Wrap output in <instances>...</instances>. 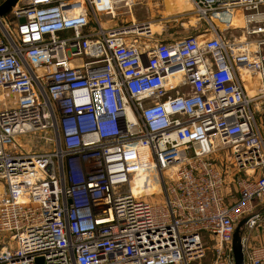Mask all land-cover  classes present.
Masks as SVG:
<instances>
[{
    "label": "built area",
    "instance_id": "1",
    "mask_svg": "<svg viewBox=\"0 0 264 264\" xmlns=\"http://www.w3.org/2000/svg\"><path fill=\"white\" fill-rule=\"evenodd\" d=\"M139 1L0 19V264H236L244 219V264H264V0H188L196 33L169 41L128 22Z\"/></svg>",
    "mask_w": 264,
    "mask_h": 264
},
{
    "label": "rangeland",
    "instance_id": "2",
    "mask_svg": "<svg viewBox=\"0 0 264 264\" xmlns=\"http://www.w3.org/2000/svg\"><path fill=\"white\" fill-rule=\"evenodd\" d=\"M5 2V0H0V4ZM25 2V0H19L17 5L11 10L9 14L6 16L8 17V20L11 19L12 11L18 6L22 5ZM169 4V6H168ZM170 7V8H169ZM187 6L183 7L182 5L179 6V0H140L135 9H133V13L128 15V22H132L131 20H135L136 22H142L147 25H153V32L155 33V40L161 39L165 37H181L186 36L188 34H191L192 29L183 27L181 24L188 22L189 20L193 19V14L191 12H188V18L185 19L184 15L187 14L188 10ZM193 15V16H192ZM100 18L102 21H106L107 18L105 16L100 15ZM197 23V22H196ZM195 23V24H196ZM114 24V23H113ZM191 24V25H195ZM236 24H238L236 22ZM219 27V26H218ZM250 93H252L253 96L257 93V88H250ZM2 91L0 92V94ZM6 94V93H5ZM258 98L254 102V109L256 110L257 119L262 125L264 129V92L260 93ZM16 97L7 94L6 95V103L2 104V106H11L16 102ZM29 140L33 141V148L37 151H44L49 148L48 145L45 144L44 141L41 140L40 136H33L28 138ZM231 156L232 152L231 150L225 151L221 153L218 157L223 158V161L227 163L229 167H231ZM232 176L228 177V182H231ZM144 175L140 178L139 181H137L138 186L143 185ZM1 185L4 186L6 189V183L4 181L0 182ZM157 184H151V186L148 188V190L156 189ZM0 190H3L2 187ZM137 191V190H135ZM145 201H152V203H164L165 196L163 194H158L154 196L153 198H145ZM9 237L0 236V252L3 248V245L9 244ZM10 245H12L10 243ZM13 246V245H12ZM213 260V256L208 253L206 258L200 262L199 264H210V262Z\"/></svg>",
    "mask_w": 264,
    "mask_h": 264
},
{
    "label": "water",
    "instance_id": "3",
    "mask_svg": "<svg viewBox=\"0 0 264 264\" xmlns=\"http://www.w3.org/2000/svg\"><path fill=\"white\" fill-rule=\"evenodd\" d=\"M18 2L19 0H6L0 6V19L6 17V15L11 12V10L17 5ZM246 221L247 220L244 219L238 224L234 234L233 250H234V257L236 264H244V253L242 246V228L246 223ZM38 264H43V259H39Z\"/></svg>",
    "mask_w": 264,
    "mask_h": 264
},
{
    "label": "crops",
    "instance_id": "4",
    "mask_svg": "<svg viewBox=\"0 0 264 264\" xmlns=\"http://www.w3.org/2000/svg\"><path fill=\"white\" fill-rule=\"evenodd\" d=\"M182 4L183 3L181 2V0H179V6L182 5ZM168 6H169V4H168ZM188 12H191V11H187L185 13L188 14ZM132 13H133V11H132ZM185 19H187V18H185ZM194 21L195 22H193V19H191V22H185V27L189 28L191 24H195L197 22V20L195 18H194ZM115 24H117V21H114V24L113 25H115ZM182 24H184V23H182ZM192 33H196V32L195 31H192L191 34ZM188 35H190V34H188ZM188 35H186V36H188ZM186 36H181V37L179 36V37H175V38L171 36V37H165V38L156 39V40H166V41H169V40H177V39H181V38L186 37ZM263 132H264V129H263ZM249 240H250V243H251L252 246L264 245V232L261 231V230L254 232L250 236V239Z\"/></svg>",
    "mask_w": 264,
    "mask_h": 264
},
{
    "label": "bare ground",
    "instance_id": "5",
    "mask_svg": "<svg viewBox=\"0 0 264 264\" xmlns=\"http://www.w3.org/2000/svg\"><path fill=\"white\" fill-rule=\"evenodd\" d=\"M181 2L183 3L182 4V6L183 7H186L187 6V9L186 10H188V11H191L192 10V5H191V3L188 1V0H181ZM195 18V17H194ZM236 22H237V20H234V24H236ZM150 30H151V33H154L153 32V25H150V28H149ZM147 32H145L143 35H145ZM248 90H249V88H248ZM249 94H250V96H253L252 95V93H250V90H249ZM4 98V95H2L1 97H0V99H3ZM140 180V178L137 180V181H139ZM1 188V187H0ZM158 188H159V186L157 185V187H156V189H153V190H146V192L147 193H151V192H154V191H157L158 190Z\"/></svg>",
    "mask_w": 264,
    "mask_h": 264
},
{
    "label": "trees",
    "instance_id": "6",
    "mask_svg": "<svg viewBox=\"0 0 264 264\" xmlns=\"http://www.w3.org/2000/svg\"><path fill=\"white\" fill-rule=\"evenodd\" d=\"M5 1H6V0H5ZM3 3H4V2H3ZM3 3H2V4H3ZM2 4H0V6H1Z\"/></svg>",
    "mask_w": 264,
    "mask_h": 264
}]
</instances>
